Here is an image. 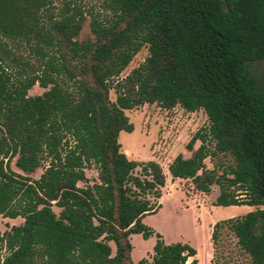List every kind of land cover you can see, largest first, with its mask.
<instances>
[{"label":"trees","instance_id":"obj_1","mask_svg":"<svg viewBox=\"0 0 264 264\" xmlns=\"http://www.w3.org/2000/svg\"><path fill=\"white\" fill-rule=\"evenodd\" d=\"M87 17L93 36L80 39ZM257 60L264 0H0V214L22 217L0 230V264H135L129 235L152 233L142 218L167 180L118 139L133 128L125 109L144 102L205 111L191 154L178 152L168 172L205 192L217 183L213 204L254 205L216 220L212 246L226 227L248 264H264V71L248 69ZM35 83L44 90L30 94ZM218 152L232 157L221 173L204 161ZM195 254L157 233L137 264H196Z\"/></svg>","mask_w":264,"mask_h":264},{"label":"rangeland","instance_id":"obj_2","mask_svg":"<svg viewBox=\"0 0 264 264\" xmlns=\"http://www.w3.org/2000/svg\"><path fill=\"white\" fill-rule=\"evenodd\" d=\"M84 5H99L100 0H78ZM93 36L89 27V17L84 20L78 34L82 39ZM148 53L146 45L142 46L132 57L129 64L123 70L128 72L133 66L140 63ZM249 71L261 78L264 71V61L257 60L248 64ZM44 87L35 83L30 89V94L41 93ZM110 98H115V92L110 90ZM129 120L132 122L131 130H120L118 139L121 148L131 158L139 160H157L167 175L162 194L156 200L158 206L155 211L146 213L142 221L147 224L152 233L143 236L141 232H132L129 235L131 260L137 264L142 257L151 258L153 246L157 239V233L166 242H188L196 249V264H248L249 257L236 244V238L226 228H221L215 248L212 246L211 231L213 223L224 217L243 214L249 209L255 208L248 204H213L215 196L219 192L217 183L211 184L209 192L197 189L190 178H171L167 165L171 159L182 152L185 156L191 154L186 147V142L199 128L207 125L208 118L202 108L187 110L179 104L171 107H163L156 102H144L132 108L125 109ZM200 143L199 139L193 144L195 148ZM207 167H214L218 173L232 162L228 154L218 152L204 158ZM12 168L19 170L14 161ZM42 166L37 167L31 175L37 177L42 171ZM139 171V167L135 169ZM94 166L86 168V174L90 180L96 176ZM83 182L80 181L79 184ZM58 212V207L53 206ZM19 223L21 216L13 218L0 214V230L6 228V222ZM114 248V243L110 242ZM190 260V258H189Z\"/></svg>","mask_w":264,"mask_h":264},{"label":"crops","instance_id":"obj_3","mask_svg":"<svg viewBox=\"0 0 264 264\" xmlns=\"http://www.w3.org/2000/svg\"><path fill=\"white\" fill-rule=\"evenodd\" d=\"M9 218H13V217H9ZM9 222H10V221H9ZM188 261H189V259H187V261H186V262L188 263Z\"/></svg>","mask_w":264,"mask_h":264}]
</instances>
